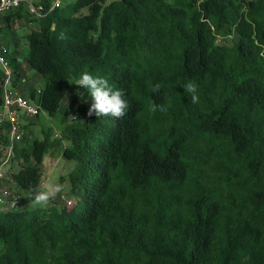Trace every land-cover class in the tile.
I'll return each mask as SVG.
<instances>
[{
	"label": "trees",
	"instance_id": "1",
	"mask_svg": "<svg viewBox=\"0 0 264 264\" xmlns=\"http://www.w3.org/2000/svg\"><path fill=\"white\" fill-rule=\"evenodd\" d=\"M55 1L0 17V38L34 23L23 50L3 41L17 82L24 64L44 79L27 93L42 112L80 92L61 133L17 143L11 187L41 185L55 150L75 167L62 206L0 211V264H264V0ZM85 71L125 92L127 115L88 116Z\"/></svg>",
	"mask_w": 264,
	"mask_h": 264
},
{
	"label": "built area",
	"instance_id": "2",
	"mask_svg": "<svg viewBox=\"0 0 264 264\" xmlns=\"http://www.w3.org/2000/svg\"><path fill=\"white\" fill-rule=\"evenodd\" d=\"M60 3L61 0H56L54 6ZM22 6H26L37 18L45 16L44 5L33 0H0V17ZM8 52L6 43L0 38V131L6 135V143L0 146V206L6 210H14L23 203L20 194L11 187L12 179L9 176L10 167L16 166L13 170L17 169V161L14 160L15 146L27 136V122L38 117L42 111L40 105L28 97L21 87L30 82L27 74L22 71L24 66L20 70L21 79L17 82L16 74L7 58ZM34 88L41 93V87ZM68 204L71 202L68 201Z\"/></svg>",
	"mask_w": 264,
	"mask_h": 264
},
{
	"label": "rangeland",
	"instance_id": "3",
	"mask_svg": "<svg viewBox=\"0 0 264 264\" xmlns=\"http://www.w3.org/2000/svg\"><path fill=\"white\" fill-rule=\"evenodd\" d=\"M34 2H39L40 0H33ZM173 1V0H169ZM34 24V23H33ZM33 24L27 22V20H18L14 21L11 24L5 23V35L3 34V37H1L11 48L18 46L21 50L25 47L26 41H25V34L29 27H32ZM4 27V26H3ZM24 68L22 71L27 74L29 81L28 83L23 84L21 87L22 89L25 90L27 93L30 88L32 87H43L45 82L42 76L36 72L33 69H30L28 64H24ZM67 96L65 95L60 110L59 114H57L55 117H50L46 113L42 112L40 117L34 118L32 120H29L27 124H30V128L28 129L31 130L30 134H28V139L31 142L34 140V138H43V131L46 130L49 126H51L54 129L55 134L56 133H61V127L63 123L66 121H74L76 118H78V114L76 112H72L70 110V105L71 102L76 99L80 100V92L79 90H67ZM65 117L67 119H65ZM75 117V118H71ZM26 124V125H27ZM26 136V137H27ZM16 167V166H15ZM13 167L9 168V176L12 175L11 172L13 171ZM75 167V162L65 160L59 152L55 150L52 154H49L48 156L45 157V160L42 165V184L44 185L48 182L52 183H59L63 186V191L58 197L50 201L49 205L52 203H57L58 205H63L64 199H66V196L69 193V188L68 184L65 181H61V177H67L68 174L74 169ZM18 169V166H17ZM20 194V193H18ZM20 196L22 197V200L25 201L24 205H27L28 207L35 208L39 207L36 205L31 204L30 202V194H28L26 191H22ZM48 205V206H49ZM47 206V207H48ZM8 211L5 209V207L0 206V211Z\"/></svg>",
	"mask_w": 264,
	"mask_h": 264
},
{
	"label": "clouds",
	"instance_id": "4",
	"mask_svg": "<svg viewBox=\"0 0 264 264\" xmlns=\"http://www.w3.org/2000/svg\"><path fill=\"white\" fill-rule=\"evenodd\" d=\"M58 38L66 40L68 37L65 33L61 32ZM75 85L86 89L91 97L92 103L87 113L88 116H111L119 120L127 115L129 103L125 98V92L122 89L114 88L109 83L108 79L99 75L93 76L85 71L76 80ZM198 87L199 86L195 81H189L183 86L185 93L189 95L190 103L192 104L199 103L200 98L198 95ZM153 91L158 92L159 86L157 85ZM65 95L67 96V93H65ZM164 100L165 104L158 105L161 112L166 111L167 107L171 104V100L167 95H165ZM85 103H87V101H85ZM153 110L155 111L156 109L154 108ZM62 191L63 186L59 183L48 182L44 185H37L35 188L30 189V203L41 208H46L50 201L55 200Z\"/></svg>",
	"mask_w": 264,
	"mask_h": 264
},
{
	"label": "crops",
	"instance_id": "5",
	"mask_svg": "<svg viewBox=\"0 0 264 264\" xmlns=\"http://www.w3.org/2000/svg\"><path fill=\"white\" fill-rule=\"evenodd\" d=\"M25 67V66H24Z\"/></svg>",
	"mask_w": 264,
	"mask_h": 264
}]
</instances>
